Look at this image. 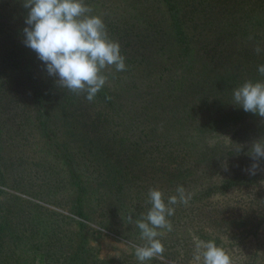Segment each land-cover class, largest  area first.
I'll return each mask as SVG.
<instances>
[{
  "label": "trees",
  "instance_id": "trees-1",
  "mask_svg": "<svg viewBox=\"0 0 264 264\" xmlns=\"http://www.w3.org/2000/svg\"><path fill=\"white\" fill-rule=\"evenodd\" d=\"M103 1L84 3L94 2L89 7L99 8ZM157 2L165 11L168 42L156 38L157 23L121 25L99 16L108 38L119 43L125 70L105 68L106 83L92 101L85 92L74 93L48 75L36 53L24 45L23 28L16 31L0 57V93L14 78L24 77L34 114L33 129L28 126L26 133L37 131L46 149L26 192L59 203L55 193L75 184L77 196L71 209L78 216L113 225L111 218L122 211L125 224L116 227L143 245L135 221L151 207L149 189L162 191L167 203L169 196L177 195V186H183L190 199L187 205H171L175 209L168 217L172 235L158 237L164 246L162 255L191 260L198 238L213 241L233 264H264V158L254 161L250 155L253 141L264 143L263 122L253 127L251 116L258 114L245 112L233 102V90L245 81L264 82L258 72L264 59L258 66L252 55V41L259 38L258 31H264V0ZM115 3L128 10L125 0ZM244 7H252L246 12L252 13L247 22H242ZM27 11L19 14L24 24ZM204 45L210 53L205 50L202 55ZM220 58L226 61L225 70L219 73L214 66L210 70ZM12 131L23 137L18 128ZM2 143L0 138V150ZM10 161L0 151V173ZM253 163L258 168L250 174ZM57 166L65 168L64 176H46ZM2 175L0 185H6ZM145 178L147 184L131 197L132 185ZM0 211V264H20L16 248L24 243L23 236L27 245H35L33 233L25 235L17 220ZM126 213H131V223ZM83 227L74 233H55L60 227L51 222L49 238L61 249L72 242L73 252L54 260L43 252L47 264L60 259L58 264H108L92 254ZM122 252L113 264H141L134 249ZM143 264L163 263L155 258Z\"/></svg>",
  "mask_w": 264,
  "mask_h": 264
},
{
  "label": "rangeland",
  "instance_id": "rangeland-1",
  "mask_svg": "<svg viewBox=\"0 0 264 264\" xmlns=\"http://www.w3.org/2000/svg\"><path fill=\"white\" fill-rule=\"evenodd\" d=\"M116 1L104 0L102 2L103 5L99 6V8L90 7L92 10L90 15H106L108 20L121 22V25H125L126 23L133 25L141 23L143 26H146L147 24L157 23L156 27L158 26L157 28L160 31L156 38L163 39L165 42L169 41V36L164 29L165 23L163 17L165 16V11L157 0H125L127 2L126 5H129L126 7L128 8L127 11L115 7ZM92 4L94 2H91L89 5L86 4V6L89 7ZM251 8L244 7L242 22H247V18L252 13L248 14L246 12H249ZM25 9L23 7V0H0V57L8 51L9 45L14 40L16 31L26 26L21 22V18L19 19V14L24 16ZM257 11H254L253 14H257ZM116 17H119V20ZM258 34L259 38L252 41V47L254 49L252 55L256 64L259 66L262 59H264V31H258ZM257 47L260 49L259 52L256 51ZM205 50L210 53L209 46L207 45H204L199 53L205 55ZM197 54L196 52L195 55ZM234 61L237 60L235 59ZM224 63L226 61H222V58L213 61L210 65V70L214 66L216 71L222 73L225 70L223 69ZM166 75L169 76L167 73ZM2 90V93H0V138L3 143L0 151L2 155L11 161L3 173H0L3 174L2 176H4V180L6 181V185H0V209H3V214L10 220L15 219L20 223L21 226L19 229L22 230V233L27 236L33 233L31 242L35 244L27 245V241L23 236L24 243L16 248L21 256L18 262L20 264H31L34 261V264H47V259L44 260V256L42 255L43 252H46L45 257L47 258L49 256V260H54L59 256H67L73 252L72 242H65L61 249L52 237L49 238L48 234H51L49 231L51 222H55L60 227L55 230V233L61 232L62 234L64 232L74 233L83 224V229L89 234V245L94 249V252L92 250V254H94L95 258L108 264H113V259H116L122 254L123 250L129 251L131 244L142 245L141 241H138L136 237L134 239L126 237V234L122 233L116 227L125 224L126 217H123L122 211L119 212V215L111 218L113 225L102 224L97 221L98 219L92 220V218L86 219L78 216L71 209L77 196V187L75 184H66L61 190L55 193L54 198H58L59 203L50 200V196H34L26 192V189L29 188L28 186L34 181V170L38 166L37 161L41 157V151L46 150L45 142L35 130L31 134L26 133L28 126L31 130L33 129L32 121L34 114L32 104H30L29 99L26 97L27 87L24 77L19 76L14 78L11 82L4 85ZM251 117L253 127L259 122H263L262 132H264V119L259 115ZM16 123H19L18 126ZM16 128H18L23 137H16L17 134L12 131V129ZM263 134L260 135L263 136ZM24 137L28 138L23 139ZM14 141L20 142L21 145L14 146ZM118 150L119 146L115 144V152H118ZM36 152L37 155L35 154ZM126 165L127 163L123 162V166ZM152 167L153 164H151ZM49 173L54 175L55 178L62 177L65 175V168L57 166L52 172H48L46 176ZM50 179H54V177L51 176ZM145 184H147L146 178L143 181H137L132 185L133 189L130 192V196H134V192L138 187ZM162 184H165V182H162ZM31 188L34 189L35 187ZM163 188H165V185H163ZM122 200H125V197ZM127 200H129L128 197ZM136 202L137 200H131L129 204ZM132 212L134 211L131 210ZM126 215L128 214L126 213ZM36 221H38L37 224L35 223ZM36 225L38 226L39 232L34 227ZM158 231L164 233L162 235L164 238L172 235L171 231L169 232L165 229H158ZM157 259L163 264H193V259L181 261V257L175 258L162 255ZM59 261H55L53 264H58Z\"/></svg>",
  "mask_w": 264,
  "mask_h": 264
},
{
  "label": "clouds",
  "instance_id": "clouds-1",
  "mask_svg": "<svg viewBox=\"0 0 264 264\" xmlns=\"http://www.w3.org/2000/svg\"><path fill=\"white\" fill-rule=\"evenodd\" d=\"M23 7L28 9L23 43L36 53L48 75L58 78L60 86L77 94L85 92L86 99L92 101L106 83L102 74L105 68L125 70L119 43L108 38L103 20L90 15L92 10L84 0H23ZM256 51H260L259 47ZM258 72L264 75V65L258 67ZM233 102L245 112L264 118V82L245 81L233 90ZM250 155L254 161L264 158V143L253 142ZM257 168L258 164L253 163L248 171L255 174ZM176 193L165 203L162 191L149 189L151 207L135 221L145 243L130 245L141 264L162 256L164 246L158 237L164 233L158 229L172 231L168 217L174 215L175 209L171 205L189 202L190 194L186 195L183 186H177ZM127 220L132 222L131 213ZM193 264H233V261L213 241L196 238Z\"/></svg>",
  "mask_w": 264,
  "mask_h": 264
}]
</instances>
